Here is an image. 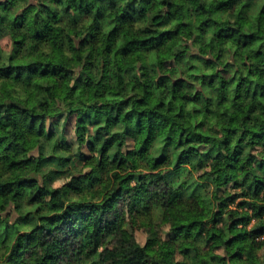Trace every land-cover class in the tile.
<instances>
[{"label":"trees","instance_id":"16d2710c","mask_svg":"<svg viewBox=\"0 0 264 264\" xmlns=\"http://www.w3.org/2000/svg\"><path fill=\"white\" fill-rule=\"evenodd\" d=\"M0 26V264H264V0H0Z\"/></svg>","mask_w":264,"mask_h":264},{"label":"rangeland","instance_id":"374dc122","mask_svg":"<svg viewBox=\"0 0 264 264\" xmlns=\"http://www.w3.org/2000/svg\"><path fill=\"white\" fill-rule=\"evenodd\" d=\"M8 44V38H7V33H6V29L2 26H0V46L5 48ZM49 123L47 122V125ZM70 128H68L69 130ZM164 128H159L157 129V134L161 135L164 133ZM96 177L98 178V181L100 184H102L104 187H108L109 186V174L107 173V170L103 171V172H99L96 174ZM66 179L63 178H59L54 182V185H59L62 182H64ZM129 218L132 222V225L134 227L135 230V235L137 237V239L139 240L140 243L145 245L146 250L151 253V254H157L162 242L164 240V235L163 236H158L155 239H151L149 238V236L147 235V233L144 232V230L142 229L136 215L134 212H132L129 215ZM162 234V233H161Z\"/></svg>","mask_w":264,"mask_h":264}]
</instances>
